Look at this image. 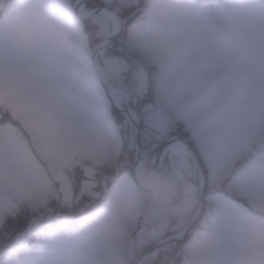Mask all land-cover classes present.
Instances as JSON below:
<instances>
[{
  "label": "rangeland",
  "instance_id": "rangeland-1",
  "mask_svg": "<svg viewBox=\"0 0 264 264\" xmlns=\"http://www.w3.org/2000/svg\"><path fill=\"white\" fill-rule=\"evenodd\" d=\"M67 2L0 0V264H134L196 210L186 151L169 152L160 187L144 192L131 174V137L121 145L102 130L79 140L63 133L97 75L90 51L114 28L98 17L83 24L60 7ZM105 2L124 22L97 58L131 66L150 100L145 174L163 144L182 138L206 177L185 241L141 264H264V0H183L178 39L162 38L149 0ZM226 22L242 29V55L224 39ZM209 228L213 255L197 249Z\"/></svg>",
  "mask_w": 264,
  "mask_h": 264
},
{
  "label": "snow or ice",
  "instance_id": "snow-or-ice-1",
  "mask_svg": "<svg viewBox=\"0 0 264 264\" xmlns=\"http://www.w3.org/2000/svg\"><path fill=\"white\" fill-rule=\"evenodd\" d=\"M60 7L78 19L98 14L104 30L108 29V21L119 15L105 0H78L75 4L68 0ZM96 65L97 75L87 83L74 118L64 125L63 133L79 140L102 130L116 144L122 145L126 137H131L139 147L150 100L142 92L135 71L131 66L115 67L108 59L97 58Z\"/></svg>",
  "mask_w": 264,
  "mask_h": 264
},
{
  "label": "water",
  "instance_id": "water-1",
  "mask_svg": "<svg viewBox=\"0 0 264 264\" xmlns=\"http://www.w3.org/2000/svg\"><path fill=\"white\" fill-rule=\"evenodd\" d=\"M77 2H78V0L76 1V3ZM78 15H79V10H78ZM96 17H98V14L96 16L85 15V16H83V18H79V20L84 21V20L94 19ZM115 18L117 20L116 26L112 29V31L109 34L102 37L93 46V48L90 51V61H91V64H92L96 74L98 72L97 65H96L98 51L101 50L106 45H108L121 31L124 20L119 15L116 16ZM174 143H179L181 145V147L179 149H182L189 154L190 158L192 159L194 168L196 170L197 186H198L197 187L198 188V195H197L196 210H195L191 220L187 224L186 228L182 232L147 247L146 249H144L140 253V255L135 260L134 264L140 263L148 254H150L152 252H155V251H157V250H159L165 246H168L170 244H173L175 242L184 240L186 238L187 234L192 229V227L197 222V220L200 217V214L202 212V209H203L204 193H205V174H204L202 165H201L199 158L197 157L195 151L193 150V148L190 146V144L187 141H185L181 138H174L172 140H169L163 146L160 147L158 154H157L156 168L154 171V173L156 174L158 182L154 187H150V188L141 187L136 183L135 179H134V181H135L138 189H140L144 192H151V191L157 190L160 187L161 181H162L161 170H162V166H163L165 157L169 152L172 151L171 145ZM141 145H142V141H141V137H140L139 147H137V145L135 143L134 159H133V163L131 166V174H132L133 178L135 177L136 165L140 162Z\"/></svg>",
  "mask_w": 264,
  "mask_h": 264
},
{
  "label": "clouds",
  "instance_id": "clouds-1",
  "mask_svg": "<svg viewBox=\"0 0 264 264\" xmlns=\"http://www.w3.org/2000/svg\"><path fill=\"white\" fill-rule=\"evenodd\" d=\"M149 14L161 29L162 38H179L180 30L187 22L188 11L183 0H149ZM223 36L225 41L242 55V29L235 22H226ZM197 249L205 254L213 255L218 249V243L209 229L201 234Z\"/></svg>",
  "mask_w": 264,
  "mask_h": 264
},
{
  "label": "bare ground",
  "instance_id": "bare-ground-1",
  "mask_svg": "<svg viewBox=\"0 0 264 264\" xmlns=\"http://www.w3.org/2000/svg\"><path fill=\"white\" fill-rule=\"evenodd\" d=\"M111 20L113 21L115 27L117 24L116 18L114 17ZM180 147L181 145L179 143H174L171 145L172 151L179 150ZM134 179L139 186L146 188L154 187L158 182L155 173L145 174L143 170V163L141 161L136 165ZM137 264H141V262Z\"/></svg>",
  "mask_w": 264,
  "mask_h": 264
},
{
  "label": "trees",
  "instance_id": "trees-1",
  "mask_svg": "<svg viewBox=\"0 0 264 264\" xmlns=\"http://www.w3.org/2000/svg\"><path fill=\"white\" fill-rule=\"evenodd\" d=\"M121 17H122V15H121ZM88 21H90V20L83 21V24L87 25V24H88ZM117 37H118V36H116V37L114 38L113 41H115ZM113 41H112V42H113ZM4 115H5V114H4ZM4 120H6V118H4ZM1 122H3V120H1Z\"/></svg>",
  "mask_w": 264,
  "mask_h": 264
}]
</instances>
